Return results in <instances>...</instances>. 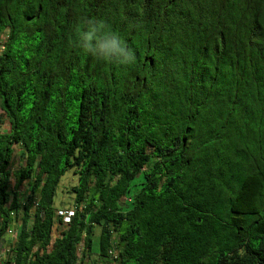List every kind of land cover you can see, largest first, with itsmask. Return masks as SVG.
Masks as SVG:
<instances>
[{
    "label": "trees",
    "instance_id": "trees-1",
    "mask_svg": "<svg viewBox=\"0 0 264 264\" xmlns=\"http://www.w3.org/2000/svg\"><path fill=\"white\" fill-rule=\"evenodd\" d=\"M95 262L264 264V0H0V264Z\"/></svg>",
    "mask_w": 264,
    "mask_h": 264
},
{
    "label": "clouds",
    "instance_id": "clouds-1",
    "mask_svg": "<svg viewBox=\"0 0 264 264\" xmlns=\"http://www.w3.org/2000/svg\"><path fill=\"white\" fill-rule=\"evenodd\" d=\"M76 45L92 56L118 64H128L134 54L126 43L114 32L105 30L102 21L89 19L83 30H77Z\"/></svg>",
    "mask_w": 264,
    "mask_h": 264
},
{
    "label": "rangeland",
    "instance_id": "rangeland-1",
    "mask_svg": "<svg viewBox=\"0 0 264 264\" xmlns=\"http://www.w3.org/2000/svg\"><path fill=\"white\" fill-rule=\"evenodd\" d=\"M16 161L17 160L13 162V169L18 166ZM74 183L75 176L71 172H67V174L60 181L56 190V195L54 197V205L56 208L72 207L74 205L73 194L70 191H67V189H69V187H71Z\"/></svg>",
    "mask_w": 264,
    "mask_h": 264
},
{
    "label": "built area",
    "instance_id": "built-area-1",
    "mask_svg": "<svg viewBox=\"0 0 264 264\" xmlns=\"http://www.w3.org/2000/svg\"><path fill=\"white\" fill-rule=\"evenodd\" d=\"M56 214L58 216H61L62 217V220H63L64 223H67L69 221L70 216L73 214V209L67 208V207H65V208H58L56 210ZM54 234H55V231H54ZM94 264H101V263L95 262Z\"/></svg>",
    "mask_w": 264,
    "mask_h": 264
}]
</instances>
